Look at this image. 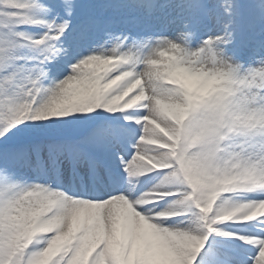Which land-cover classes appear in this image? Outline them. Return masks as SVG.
Listing matches in <instances>:
<instances>
[{
    "label": "snow or ice",
    "instance_id": "snow-or-ice-1",
    "mask_svg": "<svg viewBox=\"0 0 264 264\" xmlns=\"http://www.w3.org/2000/svg\"><path fill=\"white\" fill-rule=\"evenodd\" d=\"M0 264H264V0H0Z\"/></svg>",
    "mask_w": 264,
    "mask_h": 264
}]
</instances>
